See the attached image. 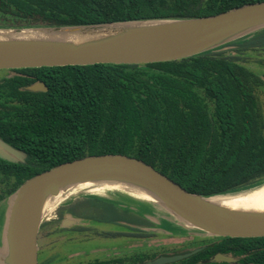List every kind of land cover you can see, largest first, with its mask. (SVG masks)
I'll return each instance as SVG.
<instances>
[{"label":"trees","instance_id":"1","mask_svg":"<svg viewBox=\"0 0 264 264\" xmlns=\"http://www.w3.org/2000/svg\"><path fill=\"white\" fill-rule=\"evenodd\" d=\"M257 2L264 0H0V28L190 19ZM230 46L163 63L15 70L49 91L20 90L28 85L21 77L0 83L8 87L2 101L20 103L9 118H30L0 122L13 127L0 137L28 154L26 163L0 159V202L37 174L91 155L134 157L204 196L263 184L264 30ZM99 207L103 222L117 214ZM219 240L189 261L237 250L253 252L244 264H264V238Z\"/></svg>","mask_w":264,"mask_h":264},{"label":"water","instance_id":"2","mask_svg":"<svg viewBox=\"0 0 264 264\" xmlns=\"http://www.w3.org/2000/svg\"><path fill=\"white\" fill-rule=\"evenodd\" d=\"M262 30L264 2L190 19L0 28V71L178 61L210 51L229 50L231 43ZM27 90L37 92L48 88L45 83H38ZM27 158L24 150L0 137V159L18 164L26 163ZM85 184L120 186L150 198L152 201H138V206L131 210L125 205V211L148 222L131 225L142 229L140 231L187 237L264 238V210L236 208L220 201L223 197L250 193L264 183L234 193L204 196L187 191L134 157L91 155L37 174L6 198L8 208L0 264H39V233L48 214V203L61 193ZM91 197L106 195L88 198ZM150 203L159 206L170 218L150 212L153 208ZM200 251L202 248L186 254L163 256L146 264L180 261ZM214 261L232 259L219 254Z\"/></svg>","mask_w":264,"mask_h":264},{"label":"flooded vegetation","instance_id":"3","mask_svg":"<svg viewBox=\"0 0 264 264\" xmlns=\"http://www.w3.org/2000/svg\"><path fill=\"white\" fill-rule=\"evenodd\" d=\"M13 73L10 77L4 79H14L16 77L25 78L27 80L28 85L26 87H20V90L28 91L27 88L38 84V83H44L42 80L37 79L35 76L22 73L20 71L15 70H5ZM2 80V81H4ZM0 81V83L2 82ZM8 87H2L0 86V115H4L7 118H2L0 122H29L30 118H9L11 116V112L9 109L11 107H14L16 105H19L20 103L17 101H2L3 98L7 97L6 92H4L5 89ZM48 88V87H47ZM47 91H37L33 93H47ZM32 92V91H30ZM13 129L11 126H6L2 123H0V133H3L7 130ZM14 129H17L15 127ZM75 205V204H74ZM76 208V209H75ZM86 209L83 205H75L73 207H66L61 208L59 211L55 214L52 219H49L48 223L46 225L52 226V224H57L58 229L48 231L47 237L50 240H55V245L51 246V248H48L46 253L45 259H43L42 264H146L147 262L160 258V257H168V256H175L180 254H186L190 251L202 248V251L206 249L209 246H212L214 244L219 243L220 238H210V242L206 244H197L195 243V238L190 239L187 236H181V235H164L169 238H178V239H184L183 241L178 242L177 240L171 241L167 244H164V246H155L159 250L155 253H149V254H142L141 256H138L137 258L132 260L131 257V241L132 239L137 241L138 243H148L152 242V240L157 237V234L148 233L144 231H140L138 229L132 228L133 225H139L142 223V220H138L134 216H131L129 212L124 211L123 214H115L112 219H110V222L113 223L114 226H116L117 229L115 231H99L94 228V225L96 220L94 217L90 214L83 213ZM71 210H74V212H71ZM72 220H77L78 223H74ZM99 221V220H97ZM148 222L146 221L147 224ZM45 225V226H46ZM44 226V225H43ZM133 229V230H132ZM107 238L110 241H112L111 246H105V247H99L98 244L94 243L93 246H91L90 249H81L75 252H65L60 250V242H69L74 240H81L85 241L82 242L83 244H86L87 242L90 243L92 239L95 238ZM197 240V239H196ZM201 241H204V239H200ZM180 244V245H178ZM150 246V245H149ZM135 247V246H134ZM232 249V248H231ZM200 251V252H202ZM199 252V253H200ZM197 253V254H199ZM250 253L248 252L243 254L242 252H239L237 250H230L227 253H221V252H215L212 254L206 255L204 258L198 261H189L190 258L194 257L191 256L187 259H183L180 261L175 262H162L159 264H244V260L249 258ZM106 254V256H102ZM196 254V255H197ZM224 255L232 259V261H214L217 255Z\"/></svg>","mask_w":264,"mask_h":264},{"label":"rangeland","instance_id":"4","mask_svg":"<svg viewBox=\"0 0 264 264\" xmlns=\"http://www.w3.org/2000/svg\"><path fill=\"white\" fill-rule=\"evenodd\" d=\"M3 14L0 13V25H6L5 23L6 22H3L2 20H4V16H2ZM13 73L9 72V71H0V81L10 77ZM261 101H262V104H263V108H264V95L261 96ZM115 194H118L116 196H110L111 194H107L106 197H110V198H114V199H124L125 201V205L126 206H130L128 201H130L131 204V207L132 208H136L138 205V201L140 200H137L135 198H132L131 196L127 195L126 193H121V192H117ZM90 195L89 194H79L75 197H72L68 200H66L65 202H63V204L57 206L51 213L47 214L46 217L44 218L43 220V223H42V227H41V230H40V233H39V240H38V246H39V264H42L43 263V259H45L46 257V253H44L45 251L48 250V248H51V246L55 245V240H50L48 239L47 237V233L48 231H51V230H55V229H58V225L57 224H52V226L50 225H46V223H48L49 219H52L55 214L59 211V209L61 208H68V207H71V205L73 207H75V205H84L86 203H88V197ZM93 196V195H92ZM124 196V198H123ZM75 204V205H74ZM112 204V203H111ZM110 204V205H111ZM151 204V203H150ZM152 206L150 207H153V208H150L152 210H149L150 212L152 213H156L157 215H161L163 217H169L167 216V214L159 207V206H156V205H153L151 204ZM116 208L118 209H121L122 211H120V214H123L124 210L122 209V207L118 206L117 204L115 205ZM7 208H8V200L6 199L5 201L1 202L0 203V251H2L4 249V232H3V228H4V225H5V221H6V211H7ZM87 214H90L94 217V219L96 220L95 225H94V228L96 230H99V231H115V230H119L116 228V226H114L113 223H108L107 221H97L100 216L102 217V215L100 213H98L97 211H91V208H89V211L87 212ZM170 218V217H169ZM44 225V226H43ZM46 225V226H45ZM133 225V224H132ZM133 230V229H132ZM142 230V229H140ZM154 234V233H153ZM157 234L158 236L155 237L152 242H148L147 244L146 243H138L137 241L133 240L131 241V257H132V260L137 258L138 256H141L142 254L146 253V254H149V253H155L157 252L159 249L155 246H164V244H167L171 241H174V240H177L178 242L180 241H183L184 239H178V238H169L167 236H164L162 234H158V233H155ZM188 238L190 239H193L195 238V243H197L198 245L199 244H206L208 242H210L209 237H195V236H189ZM197 239V240H196ZM200 239H204V241H201ZM82 242H85V241H81V240H74V241H69V242H60V245H58L60 247V250L62 251H65V252H75V251H78V250H81V249H90L91 246L94 245V243L98 244L99 247H105V246H108L109 245L111 246L112 244V241H110L109 239L107 238H101V237H98V238H95V239H92L89 242H87L86 244H83ZM150 245V246H149ZM180 245V244H178ZM56 246V245H55ZM135 246V247H134ZM102 256H106V254L102 255Z\"/></svg>","mask_w":264,"mask_h":264},{"label":"bare ground","instance_id":"5","mask_svg":"<svg viewBox=\"0 0 264 264\" xmlns=\"http://www.w3.org/2000/svg\"><path fill=\"white\" fill-rule=\"evenodd\" d=\"M117 192L126 193L131 197H134L139 200L152 201L150 198L146 197L145 195H142L140 193H137L135 191H132L124 187L85 184L78 186L76 188H72L70 191L66 193H61L58 197L52 199L47 206L48 214L51 213L61 203L79 194L105 196L107 194H114ZM220 201L224 202V204L228 206H232L236 208L264 210V185L259 189L250 191V193L223 197L222 199H220Z\"/></svg>","mask_w":264,"mask_h":264},{"label":"crops","instance_id":"6","mask_svg":"<svg viewBox=\"0 0 264 264\" xmlns=\"http://www.w3.org/2000/svg\"><path fill=\"white\" fill-rule=\"evenodd\" d=\"M124 198V197H123ZM88 203L85 204L84 207H86V210L88 211L89 208H91V211H99L100 207L99 206H112L116 213H119L120 214V211H122L121 209H118L115 207V205L117 204L118 206L122 207V209L125 211V201L124 199H114V198H110V197H91V198H88ZM112 203V204H111ZM129 203V209L131 208V203L130 201H128ZM91 204V205H90ZM111 204V205H110ZM88 205V206H87ZM91 206V207H90ZM131 210V209H130ZM124 213V212H123ZM137 214V213H136ZM131 216H134L135 218H137L138 220H142V223L139 224V225H145L144 223H146V220L141 217V216H138V215H132V213H130ZM99 220V219H98Z\"/></svg>","mask_w":264,"mask_h":264}]
</instances>
